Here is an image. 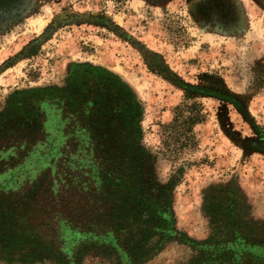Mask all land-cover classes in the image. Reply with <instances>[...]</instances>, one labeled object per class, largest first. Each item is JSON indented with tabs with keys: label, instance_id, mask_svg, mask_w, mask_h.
<instances>
[{
	"label": "rangeland",
	"instance_id": "obj_1",
	"mask_svg": "<svg viewBox=\"0 0 264 264\" xmlns=\"http://www.w3.org/2000/svg\"><path fill=\"white\" fill-rule=\"evenodd\" d=\"M73 65L133 94L150 191H167L178 233L208 238L205 206L230 191L264 234V0H0V112L15 92L62 88ZM26 252L0 246V264H58ZM195 256L173 239L143 264ZM70 264L116 260L89 251Z\"/></svg>",
	"mask_w": 264,
	"mask_h": 264
},
{
	"label": "trees",
	"instance_id": "obj_2",
	"mask_svg": "<svg viewBox=\"0 0 264 264\" xmlns=\"http://www.w3.org/2000/svg\"><path fill=\"white\" fill-rule=\"evenodd\" d=\"M140 116L124 84L87 65L69 67L62 88L13 93L0 112V246L27 250L23 261L99 251L143 264L181 239L196 252L188 264H264V234L247 229L230 191L205 206L208 238L177 232L167 191H150Z\"/></svg>",
	"mask_w": 264,
	"mask_h": 264
}]
</instances>
